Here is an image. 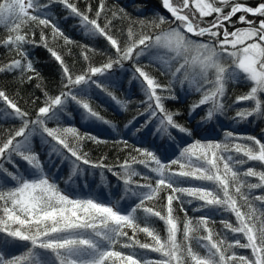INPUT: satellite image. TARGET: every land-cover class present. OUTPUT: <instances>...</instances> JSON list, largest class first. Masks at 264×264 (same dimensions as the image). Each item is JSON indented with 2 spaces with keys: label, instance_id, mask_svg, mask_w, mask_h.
<instances>
[{
  "label": "snow or ice",
  "instance_id": "1",
  "mask_svg": "<svg viewBox=\"0 0 264 264\" xmlns=\"http://www.w3.org/2000/svg\"><path fill=\"white\" fill-rule=\"evenodd\" d=\"M52 3L63 4L70 15L79 17L81 26L88 34L103 36L114 49V57H109L99 67L89 66L85 72L74 76L63 57L49 47L43 28L39 42L35 40V31H23L30 24L34 27L50 26L53 41L63 38L65 44L72 43L48 19L51 13L44 10L49 9ZM162 5L173 19L157 13L158 19L134 21L127 13L121 15L123 9H120L113 11L111 18L105 15L101 26L105 0H100L94 18L88 15L92 11L91 5H88L86 12H82L70 0H46L45 3H41V0H0V27L9 25L8 31L11 33L0 40V47L19 57L0 64V73L19 71L21 82L38 78L39 73L25 48L26 45H33L43 46L50 52L61 65L64 78L63 88L58 95L44 93V106L38 109L33 120L5 90L0 89V102L13 110L9 115L21 121L19 128L0 141V264H264V193L256 195L253 191L264 189V167L261 170L243 168L250 161H257L264 166V142L260 139L254 136L240 137L227 131L224 141L195 140L182 149L180 158L167 163L148 149L134 148L138 155L130 154L119 165L122 171L114 172L112 167L104 165L102 161L94 163L82 151L81 141L84 139L95 143L105 141L81 134L74 126H47L46 121L58 119L57 109L65 111L69 101L84 110L85 118L110 124L86 99L75 93L74 88L82 84H94L126 109L127 102L108 92L99 80L92 79L94 76H103L114 65L123 68L126 61H131L132 79L139 81L145 97L141 101L145 108L139 115L147 114V118L136 131L156 119L158 131L168 133L169 128H175L191 136V130L174 119L179 112L168 110L164 104L165 100L178 99L173 88L176 84H179L181 91L186 84L189 92L201 94L188 111L191 115L203 105H209L202 118L204 121L223 115L242 101L252 104L237 108L234 120L239 123L250 117L264 119V0L256 6H249L240 0H175V3L173 0H162ZM237 13L242 14L234 21L232 18ZM249 14L260 19H249ZM207 17L212 19L206 20ZM125 18L129 21L128 39L122 45L110 32L113 19ZM163 24L170 26L153 34L143 31L146 25L160 29ZM173 24L175 27L171 26ZM236 24L245 26L236 27ZM134 25H139V34L134 31ZM229 27L233 30L229 31ZM149 53L148 64H142L140 57ZM82 55L88 59L87 52ZM149 65L158 66L161 75L169 77L168 83H160L157 77L147 71ZM239 83L250 85L249 90L229 103L228 85ZM136 119L133 117L125 127L132 125ZM35 126L42 129V134L46 133L47 137L56 141V145L62 146L57 148L53 145L50 157L56 154L68 159L64 154L66 150L74 158L68 183H72V178L84 171L78 162L107 168L123 181L126 186L125 197L131 193L138 198V203L129 208H120L118 204L101 201L91 195L79 198L65 194L57 182L49 178L39 154L33 151ZM17 137L23 139L18 140ZM240 139L251 143H237ZM44 142L48 143L47 140ZM123 143L128 146L127 141ZM14 157L27 163V174L19 171ZM5 163L12 170L5 168ZM135 164H141L149 172L155 173V183L150 175L137 171L133 167ZM172 165L179 167L173 169ZM137 176L142 177L145 183L134 180ZM249 177L257 178L258 182L249 181ZM190 180L203 183L182 186ZM132 185H135V189ZM165 189L168 191L163 210L146 203L156 200ZM185 197L189 198L188 204L193 200L202 202L197 211L205 208L223 210L233 214L236 223L222 220L227 232L221 234L214 231L209 227V217L192 218L187 215ZM174 201L179 202V209L184 212L182 225L180 217L174 214ZM255 201L262 206L260 209L254 206ZM138 210L145 214L143 226L137 222ZM150 217L164 222L166 235L163 238L150 226ZM125 229H130L132 235L129 236ZM139 232L150 238V242H141L136 235ZM228 233L234 238L230 240ZM117 244L132 251L125 253L116 250ZM14 248H21L22 251H11ZM137 248L157 253L159 258H147L138 253ZM237 248L249 249L251 255L238 254L234 251Z\"/></svg>",
  "mask_w": 264,
  "mask_h": 264
},
{
  "label": "trees",
  "instance_id": "2",
  "mask_svg": "<svg viewBox=\"0 0 264 264\" xmlns=\"http://www.w3.org/2000/svg\"><path fill=\"white\" fill-rule=\"evenodd\" d=\"M46 0H41V3H45ZM76 4V6L82 11L86 12L88 5H91L92 11L88 13L90 18H94L95 12L98 8L100 0H70ZM175 3V0H173ZM242 3H247L249 6H256L261 0H240ZM123 9L124 13H127L132 20H152L158 19L157 13L164 15L168 19H173L166 10L163 9L162 0H105V13L101 15V26L104 24L105 15L109 18L112 17L113 11H119ZM44 11L50 12L48 19L51 20L72 43L65 44L63 38H57L55 41L51 37V27H34L29 25L24 28V32H29V29L35 31V40L39 42L40 31L43 28L44 34L48 37L49 47L54 48L64 59L66 65L69 67L71 73L79 75L85 72L89 66L99 67L104 64L109 57H114V49L110 43L99 35H90L81 26L79 17L70 15L68 9L61 3H52L49 9ZM227 11V9H226ZM232 19L235 21L239 15ZM249 19H260L248 15ZM211 20L212 17L205 18ZM129 21L127 18L123 20L113 19L110 34L117 38L121 44L128 39L127 28ZM169 24L161 25L160 29L150 28L147 25L143 31L148 34H153L169 28ZM175 27V25H171ZM245 25L236 24V27H242ZM9 25L0 27V40L11 34L8 31ZM134 31L137 34L140 33L139 25L133 26ZM233 29L229 27V31ZM29 58L33 61L36 72L39 73L38 78H34L31 81L26 79L21 82L19 78V71L14 73H0V89L6 91L11 99H13L17 105L24 111H26L30 120L35 119L38 109L44 106L45 95L47 92L49 96L58 95L63 88V73L62 67L51 56L50 52L43 46L35 47L33 45H26ZM87 52L88 59L86 60L82 53ZM149 55L141 56L140 62L142 64H148ZM19 58L16 54L9 53L7 49L0 47V64L9 62L11 59ZM158 66L149 65L146 69L153 76L157 77L160 83L167 84L169 77L161 75L157 70ZM27 75H33V73H27ZM93 80H99L107 88L108 92H111L117 99L127 102V108L124 109L121 105H118L105 91L97 88L94 84H82L74 88V92L80 94L82 98L86 99L90 106L99 113L100 116L111 122L110 124L103 123L100 120L94 118H85L84 110L76 105L74 102L69 101L65 111L59 113L58 119L47 120V126L49 128L54 127H76L81 134H88L97 137L102 143H95L90 139H84L81 141L82 151L88 154V159L94 163L103 162L104 165H108L113 168L114 172H121L122 169L119 165L129 155H138L134 148L148 149L156 154L161 161L167 163L170 160L180 158L182 149L188 145H191L195 140L201 142H218L224 141L225 132L232 131L240 137L254 136L264 142V119L248 118L243 122H237L233 119L237 108L244 106H251L252 102L242 101L239 104L229 108L223 115L215 117L211 121H204L202 118L205 116V110L209 105H203L198 108L195 113L189 114V106L193 101L200 99V93L189 92L188 87L185 84L184 90L181 91L179 84L173 85L174 94L178 97L175 100H165V107L173 112H179L174 119L185 128L191 130V136L186 133L180 132L178 129L169 128L168 133L158 131V121L153 119L147 127L141 128L140 131H136L139 125H142L147 114L139 115L143 112L145 105L141 103L145 99L144 93L141 89V85L138 80L132 79L131 61L124 62L123 68L114 65L111 70L106 72L103 76H94ZM37 85H40L37 87ZM248 84H229L227 96L232 100H235L236 96L246 93L249 90ZM81 89L84 91L81 92ZM167 95V93H165ZM13 110L8 108L3 102H0V141L7 139L11 131L21 126V121L14 115H9ZM70 114V115H69ZM137 117L135 122L128 125V122ZM32 129L30 125L29 130ZM27 134V133H26ZM18 140L23 139L17 137ZM47 140L48 143L44 141ZM127 141V147L123 143ZM71 142V138H70ZM237 143L248 144L250 141L240 139ZM33 151L39 154L40 160L44 165V170L48 173L49 178L57 182L61 191L69 196H78L80 192L92 193L97 195L101 201L111 202L118 204L120 208H129L138 203V198L128 193L125 197V185L122 180L117 179L116 176L109 172L107 168L91 167L90 165H84L80 163V167L84 169L83 173L76 177H73L72 183H68V177L72 169V160L70 154L64 150V154L68 156V159H64L62 156L49 153L53 145H56L51 137H47L46 133L42 134V129L39 126H35V132L32 136ZM57 148L62 146L56 145ZM242 156V154H240ZM239 158V157H238ZM16 163L19 165V171L27 174V163L21 160L19 157H14ZM246 159V158H244ZM183 162V161H182ZM5 168L12 170L11 166L7 163ZM141 173L150 175L153 178V184L155 183V173L149 172L141 164L133 165ZM178 165H172L173 169H178ZM249 167H255L257 170H261L262 166L257 161H250L243 165L244 169ZM249 181L256 183L258 179L255 177H249ZM134 180L139 181L140 184L145 183L142 177H134ZM203 182L198 180H190L188 183L182 186L200 185ZM11 186V185H9ZM135 189V185L131 186ZM168 190L161 191L159 197L156 200L146 202L149 206L155 205L157 210H163V205L166 203L165 196ZM254 194L259 195L264 193V189L253 190ZM185 200L184 208L187 210V215L192 218L207 216L209 217V227L214 231L221 232V234L227 232L223 228L222 220H229L233 224L236 223L235 216L229 212L223 210H217L213 208H205L201 211L196 209L202 203L200 201L193 200L191 204L187 203V197ZM254 206L260 209L262 206L258 201L254 202ZM173 207L176 209L175 215L180 217L181 225L183 224L184 212L179 209V202L174 201ZM138 217V223L141 226L144 225V213L140 210L136 213ZM215 221V223H213ZM150 226L154 227L163 238L166 235L164 222L156 217L149 218ZM129 236L132 235L130 229H125ZM137 238L141 242H150V238L142 232L136 234ZM240 234H237L239 236ZM179 238V237H178ZM228 238L233 239V235L228 233ZM124 239V238H122ZM242 242H244L242 240ZM116 250L129 253L132 251L128 248H122L120 244H117ZM193 247L195 248V241H193ZM13 252L22 251L21 248L11 249ZM39 251V250H38ZM136 251L143 256L151 259L159 258V254L151 252L149 250L139 249ZM202 251V250H201ZM238 254L251 255L249 249H234ZM139 258V257H138Z\"/></svg>",
  "mask_w": 264,
  "mask_h": 264
},
{
  "label": "rangeland",
  "instance_id": "3",
  "mask_svg": "<svg viewBox=\"0 0 264 264\" xmlns=\"http://www.w3.org/2000/svg\"><path fill=\"white\" fill-rule=\"evenodd\" d=\"M31 11V10H30ZM35 14V13H34ZM89 195H91V196H93V197H95L96 199H98V200H100L98 197H97V195H94V194H92V193H84V192H80L79 194H78V196H70V197H79V198H87ZM114 204V203H113Z\"/></svg>",
  "mask_w": 264,
  "mask_h": 264
},
{
  "label": "water",
  "instance_id": "4",
  "mask_svg": "<svg viewBox=\"0 0 264 264\" xmlns=\"http://www.w3.org/2000/svg\"><path fill=\"white\" fill-rule=\"evenodd\" d=\"M164 9V8H163ZM164 10H166V9H164ZM167 11V10H166Z\"/></svg>",
  "mask_w": 264,
  "mask_h": 264
}]
</instances>
